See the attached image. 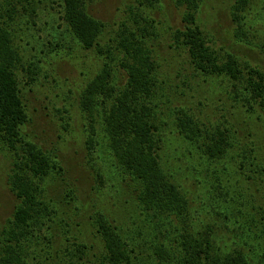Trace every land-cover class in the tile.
I'll list each match as a JSON object with an SVG mask.
<instances>
[{
	"label": "rangeland",
	"instance_id": "374dc122",
	"mask_svg": "<svg viewBox=\"0 0 264 264\" xmlns=\"http://www.w3.org/2000/svg\"><path fill=\"white\" fill-rule=\"evenodd\" d=\"M85 2L88 13L107 25L104 42L117 39L128 27L145 25L142 18L149 16L156 26L155 31H148L154 36L152 44L163 65V77L179 87L173 91V108L193 109L207 125L232 127L238 141L255 145L256 154L264 162V115L248 111L232 100L223 91L226 82L195 77L189 70L186 51L175 48L172 33L184 25V7L175 0H160L154 6L141 5L138 0ZM255 2L250 17L260 19L252 23L250 37L239 35L232 16L235 0H203L199 23L220 54L229 52L264 70V0ZM32 8L28 12L20 10V15L7 22L24 61V68L17 72L29 119L24 138L56 157L63 170L55 172L45 185L55 213L50 214L52 220L47 218L46 227L33 245L34 262L104 264V245L95 227L101 213L122 229L128 249L137 258L135 264H166L155 254L154 247L173 229L157 232L156 236L155 226L138 200L139 187L114 165L102 120L82 108L83 93L108 61V55L83 48L68 31L61 0H35ZM116 64L117 80L124 85L125 72L117 61ZM187 81L190 83L184 85ZM167 123L170 125L164 132L162 158L190 199L193 217L215 222L226 243L233 238L235 227L241 225H246L255 239L261 233L260 223L264 224V173H255V168L248 167L234 173L231 182L226 181L227 176L222 180V172L216 174L217 166L202 160L190 141L177 133L176 126ZM12 169L11 154L0 148V233L19 203L9 187ZM222 200L235 208L229 216L231 222L217 215L219 205H228ZM174 234L171 241L176 240ZM259 242L260 239L254 244ZM77 243L85 245L86 250L78 248Z\"/></svg>",
	"mask_w": 264,
	"mask_h": 264
},
{
	"label": "trees",
	"instance_id": "16d2710c",
	"mask_svg": "<svg viewBox=\"0 0 264 264\" xmlns=\"http://www.w3.org/2000/svg\"><path fill=\"white\" fill-rule=\"evenodd\" d=\"M138 1L141 5L154 6L160 0ZM255 1L235 0L232 16L240 36L250 37L252 23L260 19V16L250 17ZM34 2L0 0V148L13 158L9 187L19 201L0 233V264H36L33 245L46 227L47 218L52 220L55 213L45 185L55 172L63 171L56 157L24 138V127L29 119L17 73L24 68V61L7 22L20 15V10H33ZM61 2L63 20L80 45L108 55L109 62L104 63L83 93L82 108L102 120L114 165L139 187L138 200L148 212L147 218L154 224L156 236L157 232L162 234L168 228L173 229L154 247L155 254L166 264H264V224L260 223L261 233L256 234L255 239L249 235L246 225L235 227L233 238L226 243L215 222L208 221L207 217L205 220L193 217L190 199L162 158L166 144L164 132L170 125L167 122L176 126L182 138L190 141L202 160L217 166L216 174L222 172V180L227 176L228 183L234 173L248 167L255 168V173H264V162L256 154L258 148L238 141L230 126L207 125L193 109L173 108V91L179 87L163 77V65L152 44L154 36L148 31H155L156 26L149 16L142 18L145 25L128 27L117 39L104 42L107 25L88 13L85 0ZM175 2L186 12L184 25L172 33V38L175 48L186 51L190 72L195 77L226 82L223 91L232 100L248 111L264 115V70L242 62L229 52H224L223 56L213 48L199 23L203 0ZM247 44L251 45L249 41ZM116 61L125 72L124 85L117 80ZM187 83L190 82L184 85ZM223 202L228 205L222 208L219 205L217 215L231 222L229 216L235 208ZM95 227L104 245V264H135L137 258L128 249L120 227L101 213L97 215ZM174 232L176 240L171 241ZM258 239L261 242L254 244ZM76 245L86 250L85 245ZM259 257L263 261H259Z\"/></svg>",
	"mask_w": 264,
	"mask_h": 264
}]
</instances>
